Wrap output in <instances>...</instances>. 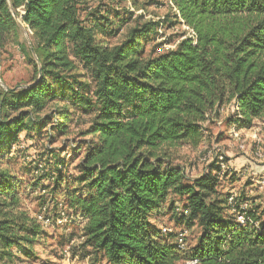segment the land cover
<instances>
[{
    "label": "trees",
    "instance_id": "trees-1",
    "mask_svg": "<svg viewBox=\"0 0 264 264\" xmlns=\"http://www.w3.org/2000/svg\"><path fill=\"white\" fill-rule=\"evenodd\" d=\"M168 2L174 14L162 21L139 17L119 44L109 46L103 37L131 21L132 12H124L114 30L107 11L81 16L85 0H0V51L17 44L33 70L24 86L0 83V263L29 258L44 235L22 206L20 183L1 168L3 160L22 132L49 126L65 133L73 111L91 117L78 176L67 182L64 160H55L52 172L40 177L64 187L65 205L83 220L82 246L90 249L91 264H180L188 258L264 264V206L248 205L241 195L232 208L230 193L218 190L224 172L218 160L188 180L168 154L198 147L204 125L224 106L232 105L237 130H250L264 117V0ZM129 3L133 11L157 5ZM163 24H182L190 35L156 53ZM21 25L29 45L18 43ZM79 70L89 82L80 80ZM55 101L64 111L41 116ZM41 168L37 160V175ZM170 195L181 202L178 221L199 230L186 254L154 223L173 210ZM240 205L247 207L240 211ZM238 213L246 219L242 225Z\"/></svg>",
    "mask_w": 264,
    "mask_h": 264
},
{
    "label": "rangeland",
    "instance_id": "rangeland-1",
    "mask_svg": "<svg viewBox=\"0 0 264 264\" xmlns=\"http://www.w3.org/2000/svg\"><path fill=\"white\" fill-rule=\"evenodd\" d=\"M85 1V12H82L81 16L84 17L86 12L97 9L102 13L107 11L109 12L107 17L113 20L114 30L115 25L126 18L124 12L133 13L131 21L122 25L118 32L113 31L112 36L103 37L109 46L119 44L139 17L144 21H162L165 17L174 14L168 0H155L157 5L145 11H133L129 0ZM115 11L119 12V17L115 16ZM21 30L18 43L29 45L30 33L23 25ZM189 35L190 31L182 24L174 27L163 24L158 30L154 43L155 52L173 49L181 39ZM151 46L152 43L147 48L148 51ZM78 74L84 75L80 78L81 81L89 82L86 73L79 70ZM32 75V66L19 51L17 44H12L0 51V83L2 85L24 86L31 81ZM64 107L66 106L63 103L55 101L48 105L41 116H50L52 109L64 111ZM90 118L86 114L69 111L65 133H60L59 130L51 132L47 128L49 126L45 129L34 127L31 131L22 132L18 145L13 147L4 158L1 168L9 169L24 192L21 195L23 208L38 223V217L49 221L46 226L42 225L44 235L33 246V254L29 258L19 255V259L13 260V264H91V251L82 246L83 220L65 205L64 187H55L53 181L40 177L42 175L40 172L44 174L52 172L49 170L55 160H64L62 173L66 180L68 178L67 182L71 183L77 178L78 172L75 168L86 148L84 142L89 140V137H82V133L88 129ZM235 120L232 105L224 106L217 116H211L204 125L203 141L198 147L184 145L170 149L169 157L174 165L182 168L188 180L205 173L211 162L223 161L221 165L225 169L218 186L219 192L224 195L231 193L237 197L243 195L248 205L264 206V168H262L264 166V117L256 120L250 130H237ZM50 122L51 119L47 121L48 125L51 124ZM48 132L52 134L51 143L48 140ZM37 160H40L42 165L38 175L33 170ZM173 201V210H166L163 215L156 216L154 223L160 231L166 230V233L162 234L163 238L174 236L179 230H185V249L182 254H186L196 243L199 230L195 225L187 226L185 221H178L182 215V206L176 197L170 195L168 203L171 204Z\"/></svg>",
    "mask_w": 264,
    "mask_h": 264
},
{
    "label": "built area",
    "instance_id": "built-area-1",
    "mask_svg": "<svg viewBox=\"0 0 264 264\" xmlns=\"http://www.w3.org/2000/svg\"><path fill=\"white\" fill-rule=\"evenodd\" d=\"M221 160H222V158L220 157V161ZM219 164L221 166V169L224 170L225 168H223V166L221 165V162ZM234 198H235V195L230 193V195L228 197V204L232 208H234ZM246 207H247L246 205H240L239 210L244 211L246 209ZM184 215L186 216L187 213L184 212ZM236 218H237V222L241 225L246 222V219H245L243 213H238ZM37 219H38L39 223H41L44 226H46V224L49 223L48 219H46V218L38 217ZM164 233H166V230L165 229L161 230V234H164ZM185 239H186V231L185 230H179L173 236V241H174L175 245L177 246V248L180 250V252H183L185 249ZM180 264H199V262L195 259L188 258V259L183 260Z\"/></svg>",
    "mask_w": 264,
    "mask_h": 264
},
{
    "label": "crops",
    "instance_id": "crops-1",
    "mask_svg": "<svg viewBox=\"0 0 264 264\" xmlns=\"http://www.w3.org/2000/svg\"><path fill=\"white\" fill-rule=\"evenodd\" d=\"M230 163H232V162L230 161ZM232 164H233V163H232ZM262 168H264V166H263Z\"/></svg>",
    "mask_w": 264,
    "mask_h": 264
},
{
    "label": "water",
    "instance_id": "water-1",
    "mask_svg": "<svg viewBox=\"0 0 264 264\" xmlns=\"http://www.w3.org/2000/svg\"><path fill=\"white\" fill-rule=\"evenodd\" d=\"M8 90V89H7Z\"/></svg>",
    "mask_w": 264,
    "mask_h": 264
}]
</instances>
